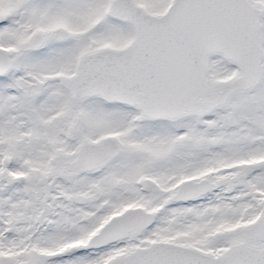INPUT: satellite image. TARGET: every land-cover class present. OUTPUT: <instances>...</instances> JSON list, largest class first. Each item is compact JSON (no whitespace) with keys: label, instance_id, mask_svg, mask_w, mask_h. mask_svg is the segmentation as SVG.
<instances>
[{"label":"snow or ice","instance_id":"1","mask_svg":"<svg viewBox=\"0 0 264 264\" xmlns=\"http://www.w3.org/2000/svg\"><path fill=\"white\" fill-rule=\"evenodd\" d=\"M0 264H264V0H0Z\"/></svg>","mask_w":264,"mask_h":264}]
</instances>
